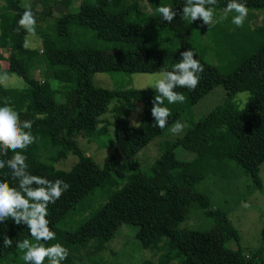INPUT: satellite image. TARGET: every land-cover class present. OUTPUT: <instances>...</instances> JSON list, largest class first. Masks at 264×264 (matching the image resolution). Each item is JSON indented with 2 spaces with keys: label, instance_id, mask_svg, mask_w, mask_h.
<instances>
[{
  "label": "trees",
  "instance_id": "1",
  "mask_svg": "<svg viewBox=\"0 0 264 264\" xmlns=\"http://www.w3.org/2000/svg\"><path fill=\"white\" fill-rule=\"evenodd\" d=\"M38 1L41 9L31 10L36 21H41L52 14L55 0ZM59 1L63 10L53 18L50 33L36 31L38 45L25 47L29 34L24 29L16 31L25 7L21 0H0V60L5 59L7 71L22 80L17 89L0 86V107L10 104L22 121H33L31 132L38 139L23 153L28 171L70 185L48 206L55 242L69 250L62 264H102L101 252L120 225L132 228L143 248H153L166 238L163 264L169 260L174 264H264L259 251L245 255L239 234L224 211L210 208L207 195L197 188L207 175L223 173L230 165L258 184V166L264 161V23L243 31L229 29L224 22L207 26L217 60L213 63L191 45L192 31L181 18L185 0H171L170 7L177 15L170 24L161 15L142 12V0ZM227 2L217 0L206 7L221 10ZM240 2L264 12V0ZM70 26L112 48H96L91 41L74 46ZM162 32L174 37L176 46L147 43L149 34ZM188 49L194 51L204 71L195 90L178 87L175 91L193 105L220 85L224 98L180 137L162 142L159 154L141 169L136 154L180 121L178 102L169 104L165 99L162 106L172 114L161 129L154 125L151 115L152 100L157 95L154 89L110 90L94 85L91 75L171 71L180 60V52ZM35 66L44 69L39 80L30 75ZM52 79L60 82L57 88L51 86ZM241 92L248 96L238 107L233 97ZM136 104H141L139 120L130 125L128 117ZM107 132L113 145L101 163L84 154L77 144L78 138L100 144L98 138ZM176 147L188 158H176ZM48 148L54 149L56 157L70 152L76 161L68 170L58 169L43 157ZM12 155L11 151L7 154L9 158ZM0 180L17 185L7 167L0 169ZM93 188L106 191L104 206L76 229L60 228L61 217ZM197 210L202 211L206 225L181 226ZM3 235L12 239L11 247L3 246ZM25 238L35 242L25 225H16L11 219L0 223V262L25 264L23 252L16 247Z\"/></svg>",
  "mask_w": 264,
  "mask_h": 264
},
{
  "label": "rangeland",
  "instance_id": "2",
  "mask_svg": "<svg viewBox=\"0 0 264 264\" xmlns=\"http://www.w3.org/2000/svg\"><path fill=\"white\" fill-rule=\"evenodd\" d=\"M79 1V0H75ZM22 5L31 4V8L39 11L41 4L38 0H21ZM171 0H142L140 2V10L145 14L155 17L160 16L157 11L158 7H170ZM63 10V4L59 0L52 3L51 15L44 20L36 21V31L50 33L52 30L53 18L59 15ZM224 9L215 10V16L219 18L223 14ZM94 13L93 15H95ZM230 13L228 18L224 20V25L231 29H240L243 31L245 27H254L264 23V12L252 10L248 8V15L244 21L243 27L237 28L231 23L232 16ZM188 26L192 31V47L202 53L206 59L213 63H217L214 56V42L207 36V25L201 20L189 22ZM73 33L74 46L81 47L84 44H93L94 47L100 49L112 48L106 42L91 40V36L83 34L82 30L71 28ZM148 34V33H147ZM146 34V35H147ZM79 38H77V37ZM28 41L29 47L38 45V35L34 37L27 35L25 41ZM147 43L151 45H169L176 46L174 37L170 34L162 32L161 34L147 37ZM113 48H116L114 46ZM40 51H38V55ZM43 67H32L30 75L36 79H41ZM162 70L152 73H120V72H94L91 75V82L99 87L106 89H127V88H149V83L153 76ZM7 74L8 79L0 83L2 87L20 88L22 80L7 71V61L0 60V74ZM55 79H52V82ZM57 81V80H55ZM58 87V86H57ZM56 87V88H57ZM248 96L246 92L237 93L233 97L234 103L241 107L245 98ZM224 98V90L220 85L213 87L206 95L200 98L195 104L188 105L187 100L183 103L178 102L180 108V122L185 127L179 135L172 134L169 127L164 134L155 138L142 148L137 154L136 159L141 169L148 166L150 162L159 154V148L164 141H173L180 137L186 129L194 124L201 116L205 115L212 107L220 103ZM112 101L108 104L111 105ZM141 104H136L135 112L133 111L128 117L130 125L138 122V112ZM107 113H104L106 115ZM97 141H87L85 138L76 139L78 146L84 151V154L101 163L104 156L111 152L112 140L110 132L101 135ZM174 154L178 159H187L188 155L180 147L174 149ZM43 157L47 162L58 169L68 170L76 161V156L67 152L63 157H56L53 148H48L43 153ZM258 184L253 183L249 176L241 175L239 170L230 165L225 168L223 173L216 172L214 175H207L203 181L197 185L204 194L207 195L210 208H219L224 211L228 220L237 230L240 239V245L244 248L245 254L260 252L264 260V161L258 166L257 171ZM172 201V198H168ZM106 202V191L93 188L85 197L74 205L59 221V227L66 231H71L82 225L85 221L91 220L96 211L104 206ZM206 225V221L201 210H197L188 215L181 226L201 228ZM53 240L51 244H55ZM167 250V239L162 238L153 248H143L135 237L134 230L126 225H120L116 230L113 238L107 242L106 248L101 252L102 264H163V256ZM0 264H9L8 260H3ZM48 264V262L46 263ZM164 264H174V260H169Z\"/></svg>",
  "mask_w": 264,
  "mask_h": 264
},
{
  "label": "clouds",
  "instance_id": "3",
  "mask_svg": "<svg viewBox=\"0 0 264 264\" xmlns=\"http://www.w3.org/2000/svg\"><path fill=\"white\" fill-rule=\"evenodd\" d=\"M217 0H185L181 9V18L190 23L201 20L208 27L221 23L232 16L231 23L237 28L243 27L248 15L247 6L240 0H228L223 14L217 18L215 10L206 5H215ZM162 19L171 23L177 12L168 6L157 8ZM16 29H24L30 36L36 35V16L31 10V4L25 5V10L17 21ZM25 47L28 41H25ZM203 65L195 58L194 51L188 49L180 52V60L173 65L171 71L163 70L156 73L149 83L157 95L152 100L151 115L154 125L165 128L171 111L164 105L165 99L169 104L183 103L186 99L183 93L176 88L195 90L203 73ZM8 79L7 74H0V83ZM59 81H53V87L59 86ZM33 121L21 120L20 113L10 104L0 107V169L7 167L10 175L17 182L15 187L6 180H0V223L11 219L16 225H25L35 242L25 238L18 241L16 247L23 252L25 264H62L69 255V250L60 243L46 246L47 242L55 240L56 234L51 228L48 217V206L54 204L69 190L70 185L62 179L49 180L46 177L31 174L28 171L27 157L24 150L37 141L32 132ZM185 125L177 120L170 128V132L179 135ZM13 155L9 158L8 152ZM3 246L11 247L12 239L3 235ZM248 255L247 253L245 254ZM250 258V256H248Z\"/></svg>",
  "mask_w": 264,
  "mask_h": 264
}]
</instances>
